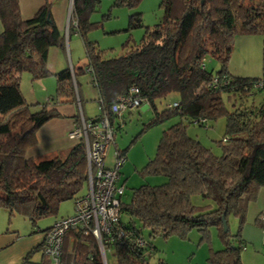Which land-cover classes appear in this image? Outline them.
<instances>
[{
  "label": "trees",
  "instance_id": "1",
  "mask_svg": "<svg viewBox=\"0 0 264 264\" xmlns=\"http://www.w3.org/2000/svg\"><path fill=\"white\" fill-rule=\"evenodd\" d=\"M138 1L114 0V4L131 7ZM98 3L72 0L69 29H77L85 61L55 72L54 93L39 104L26 101L19 86L20 74L27 72L31 79L48 76V48L62 45L63 35L52 20L48 1L32 16L22 18L19 0H0V206L9 217L17 213L35 225L39 218L54 214L61 201L74 202L83 195L80 191L85 185L87 189L83 141L43 158L27 156L26 151L36 141L35 131L59 114L50 104L81 102L75 80L88 73L97 103L112 123L115 117L110 106L132 86L153 114L143 130L174 115L180 117L162 131L155 156L139 170L141 175H164L166 181L133 187L129 202L121 198L111 233L121 230L122 235L108 243L114 259L111 263L106 259L105 264H165L159 255L154 256L156 247L143 237L141 228H147L149 236L163 237H185L196 228L201 233L199 244L210 225L217 228L224 246L208 248L207 264H241L240 234L235 235L239 246H232L233 235L223 230L221 216L226 219L232 213L241 224L249 201L264 187V100L247 103L254 93L264 91V85L256 86L259 81L264 84V46L260 77L233 75L228 62L235 36L258 34L264 38V0H161L160 20L146 27L139 43L126 42L118 56H105L96 41L86 37L95 25L89 19ZM140 26V12L130 14L128 28ZM208 56L218 61L216 72L206 69ZM171 92L178 94L177 104L159 110L156 101ZM223 94L231 102V110L225 108ZM35 106L39 107L33 110ZM221 115L226 126L218 141L222 153L216 155L187 134L182 118L191 123L204 118L205 123H197L203 125ZM120 150L125 153L126 148ZM194 193L211 199L214 208L197 212L190 199ZM124 212L129 216L125 222L121 220ZM137 237L143 244L136 243ZM43 242L44 237L31 252L41 251ZM42 258L50 264L43 253ZM60 260L61 264H104L95 237L80 228L65 233Z\"/></svg>",
  "mask_w": 264,
  "mask_h": 264
},
{
  "label": "rangeland",
  "instance_id": "2",
  "mask_svg": "<svg viewBox=\"0 0 264 264\" xmlns=\"http://www.w3.org/2000/svg\"><path fill=\"white\" fill-rule=\"evenodd\" d=\"M161 0H140L134 6L115 5L114 0H99V3L90 15V21L95 25L87 33L89 40L96 41L100 49L104 51L105 56H118L124 52L123 46L127 42L137 44L144 35L146 27L151 28L157 23L162 15L160 7ZM140 12L142 26L128 28V17L130 14ZM219 68L218 61L215 58L206 59V69L216 72ZM259 75L262 74L261 63L257 69ZM27 74V72H24ZM76 93V91H75ZM248 98L247 103H255L264 100V91L256 92ZM47 100L43 101L46 102ZM178 101V94L171 92L165 97L156 101L157 108L160 110L169 104ZM224 106L231 110L232 104L223 94ZM35 102V101H34ZM40 101V103H43ZM38 107H33V110ZM88 112H95L96 106L93 103L87 105ZM98 110L96 111V113ZM124 111V120L117 118L113 125L115 127L114 139L108 147L104 162L106 166H113V151L115 148H126L124 156L125 161L119 167L118 183L124 184V193L121 196L123 202H129L132 188L140 184L158 185L166 181V176L157 174L141 175L139 170L153 158L156 154L157 144L162 135V131L171 124L178 122L180 117L174 115L160 123L151 125L142 129L144 124L152 118L150 110H141L140 106L132 109L130 113ZM96 115V114H95ZM80 117L81 112H80ZM94 116V115H93ZM121 121V122H120ZM186 126V132L193 138H196L203 146L208 148L216 155H221L222 146L218 142L225 133V116L221 115L216 119H208L207 124H195L182 118ZM119 124V126H117ZM80 192H86V185ZM83 193V194H84ZM191 202L197 208V212L208 211L214 208V202L209 198H203L199 193L191 195ZM74 213V202L72 199L61 201L54 214L39 218L33 225L28 218L14 213L8 216V211L0 206V238L14 234L15 241L10 246L9 254H20L16 257L13 264H22V258L27 252H30L28 261L23 264H46L39 249L31 250L42 239L43 230L50 227L61 217L70 216ZM129 216L124 212L121 214V220L127 221ZM134 219L135 225L139 226L138 221ZM227 230L231 237V245L239 246L238 238L235 236L239 232L242 239V248L240 249L241 264H264V187H259L255 197L252 198L247 207L243 222L232 213L227 214L225 219ZM144 238L156 247L154 256L166 258L173 264H207L206 257L208 248H223L219 232L214 225L208 226L207 237L199 242L201 233L196 228H191L185 237L179 235L149 236L147 228H141ZM207 238V239H206ZM106 259L111 263L114 259L112 252H106ZM154 263V259H151ZM0 264H8L7 259L0 261ZM12 264V263H9Z\"/></svg>",
  "mask_w": 264,
  "mask_h": 264
},
{
  "label": "crops",
  "instance_id": "3",
  "mask_svg": "<svg viewBox=\"0 0 264 264\" xmlns=\"http://www.w3.org/2000/svg\"><path fill=\"white\" fill-rule=\"evenodd\" d=\"M50 3L51 17L57 29L63 35V44L51 46L47 51L46 65L50 74L39 79H31L30 75L20 74L19 86L23 96L29 103H39L48 100L54 93V73L63 68L73 69L85 61L82 39L75 27L69 29L71 19L72 0H19V12L22 18L32 16L45 2ZM1 31V23H0ZM262 46L264 38L258 34L237 35L234 38L231 56L228 62V70L236 76L260 77L256 70L259 63L262 67ZM76 95L80 101L55 102L49 105L59 113L42 124L35 131V143L27 148V156L43 158L55 153L63 152L72 146L75 141L68 137V131L79 122V115L85 118L95 116L97 109V91L91 82L88 73L78 75L75 80ZM35 101V102H34ZM96 106L95 112H88V104ZM38 104V105H39ZM141 110H150L148 105H139ZM39 107V106H36ZM130 113V112H127ZM117 118L115 117L113 122ZM119 119L124 120L122 114ZM123 149V148H122ZM44 237V231L42 239ZM16 235H6L0 238V261L7 259V263H14L18 255L9 254L10 247L15 241ZM41 239V240H42ZM40 241L38 242V244ZM165 264H173L169 258L164 259ZM1 263V262H0Z\"/></svg>",
  "mask_w": 264,
  "mask_h": 264
},
{
  "label": "built area",
  "instance_id": "4",
  "mask_svg": "<svg viewBox=\"0 0 264 264\" xmlns=\"http://www.w3.org/2000/svg\"><path fill=\"white\" fill-rule=\"evenodd\" d=\"M203 66V64H202ZM218 79H214L217 83ZM257 82L256 86H262ZM142 102L135 86L130 87L126 94L119 95L117 101L110 106L109 112L119 118L124 111H131ZM173 102L169 106L176 105ZM98 116L96 118L80 117L79 122L68 131V137L75 142L83 141L87 161V189L86 192L74 200V213L61 217L45 231L42 253L46 255L50 264H61L60 254L65 233L72 228H80L84 233L92 234L98 244L101 258L106 263V252L110 241L119 239L122 231L112 235L111 231L120 213L121 196L124 184L118 183L119 167L125 161L124 153L115 148L113 151V166H106L104 158L109 145L114 139V125L109 119L108 112L102 111V105L97 103ZM204 118L195 120L205 123ZM141 237L136 238L138 245L143 244Z\"/></svg>",
  "mask_w": 264,
  "mask_h": 264
},
{
  "label": "water",
  "instance_id": "5",
  "mask_svg": "<svg viewBox=\"0 0 264 264\" xmlns=\"http://www.w3.org/2000/svg\"><path fill=\"white\" fill-rule=\"evenodd\" d=\"M221 221H222L223 230L225 231L227 229V225H226V222H225V219H224V214H222V216H221Z\"/></svg>",
  "mask_w": 264,
  "mask_h": 264
},
{
  "label": "clouds",
  "instance_id": "6",
  "mask_svg": "<svg viewBox=\"0 0 264 264\" xmlns=\"http://www.w3.org/2000/svg\"><path fill=\"white\" fill-rule=\"evenodd\" d=\"M147 103V102H146ZM129 112V111H128Z\"/></svg>",
  "mask_w": 264,
  "mask_h": 264
}]
</instances>
